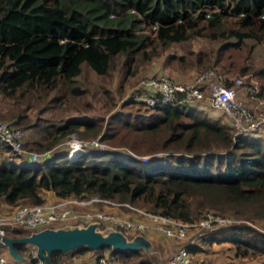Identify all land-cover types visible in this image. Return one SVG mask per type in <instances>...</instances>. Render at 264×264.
<instances>
[{
	"label": "trees",
	"instance_id": "obj_1",
	"mask_svg": "<svg viewBox=\"0 0 264 264\" xmlns=\"http://www.w3.org/2000/svg\"><path fill=\"white\" fill-rule=\"evenodd\" d=\"M263 37L264 0H0V97L9 110L1 118L29 131L22 143L41 154L31 161L0 141V203L37 204L47 193L56 198L97 195L185 223L203 217L208 209H229L240 219L264 221V121L257 132L233 137L229 124L208 120L211 117L194 106H146L141 96L155 91L138 83L121 109L108 114L101 132L89 116H68L54 124L32 119L28 110L34 98L49 95L37 114L48 102L82 96L76 78L83 64L105 76L112 61L122 56L125 72L133 56L144 57L150 44L166 47L204 38L208 47L188 53L191 59H177L194 68L237 65L242 72L244 66L236 59L227 61L230 54L225 51L239 50L247 40L259 43ZM160 75L166 76L148 77ZM253 75L264 84V66ZM257 97H263L261 89ZM129 104L137 111L125 108ZM79 131L109 145L102 150L86 147L68 159L67 145L58 143ZM122 144L125 151L112 148ZM144 155L148 158L141 163ZM216 225L200 240L228 242L235 257L261 256L248 264H264V229L244 222ZM22 233L28 232L9 230L13 237ZM14 249L20 252L18 244ZM187 249L202 251L196 244ZM110 253L123 258L122 253L131 257L140 251ZM59 256L51 253L50 261L57 264ZM145 259L137 264H149Z\"/></svg>",
	"mask_w": 264,
	"mask_h": 264
},
{
	"label": "rangeland",
	"instance_id": "obj_2",
	"mask_svg": "<svg viewBox=\"0 0 264 264\" xmlns=\"http://www.w3.org/2000/svg\"><path fill=\"white\" fill-rule=\"evenodd\" d=\"M261 40L262 41L259 43H256L253 40H247L245 41L246 44L242 46L239 50L232 51L231 49H228L225 51V54H230V57L227 59V61H232L236 59L235 63L238 62L240 63V65L244 66L245 69L242 72H239L237 69H235L237 65L223 66L224 63H220L204 69L194 68L192 65H188L187 62H182L181 60L177 59V57L181 55L183 57L191 59L192 55H188V53H194L195 50H202L201 46L208 47V41L204 38L190 39L179 43H171L166 47H158L155 44H150L144 48L146 52V55L144 57L139 53L133 56L134 60L130 63L129 70L125 72V67L122 65V63H124V59L122 56H118L112 61V67L109 69L105 76H99L94 74L92 70L85 67L83 64L81 67V71L76 78V81L80 85V88H82L84 91L82 96L69 98L68 101H66L65 103L61 102L62 104H51L50 102H48L49 104L47 106L49 107L42 111H39L37 114L34 113L37 111L40 105L47 103L49 95L43 99L34 98L30 102V109L28 108V110H31L29 114L31 117L33 116L32 119L43 118L45 120L54 122V124L64 120L68 116H89L92 117L95 123L99 125V132H101L104 126H106L107 124L106 118L108 114L112 111L121 109L119 108V106L122 100L129 96L131 90L142 78H146L154 74H164L174 80L176 83L186 84L190 82V80H192L195 73L201 72L206 69L215 68L221 73H223L228 79L240 78L244 85L256 83L257 87L255 89V95H240V99L238 100L245 107H249L253 112H261V114L264 115V84L260 81V79L253 75L254 71L264 66V37ZM211 44L213 46L215 45L213 43ZM260 89L263 93V97L259 98L257 97V94L258 92H260ZM20 104L21 106H23V102H21ZM125 108L130 111H137V106L134 104L126 105ZM7 109L8 102L2 97H0V121L8 122L5 118H1V115L3 113H7L5 112ZM215 115L216 117L210 116L211 118H209L208 120H219L228 125V121L226 119H224L222 116H218V114ZM262 129H264V125ZM28 133L29 131H26L24 129L23 140L26 138L25 136ZM70 134L81 140H89L97 137H93L89 133H83L81 131L72 132ZM66 138L67 136L64 138L65 140L58 144L66 145ZM38 139L40 140V137H38ZM124 139H126L125 136ZM39 142H41V140ZM102 142L104 143V145L108 144L106 143V141ZM23 147L26 150L38 152L33 149L25 148L24 143ZM124 147H126V145L124 146L123 144L120 146H112V148H114L115 150L118 149L119 151H125ZM42 196L43 201L41 202V205L47 204L49 201L57 199L56 197H53L52 199L48 198L46 194H43ZM133 206L141 208L137 205ZM14 208L15 207L6 206L0 203V217L9 216L12 209ZM208 210L205 213H212L213 216L217 214L218 217L220 216L223 219L222 224L244 222L245 224L255 226L258 229H264V221L262 220H257L254 222L246 221L240 219L239 216L237 217L229 209L218 213L213 212V209ZM108 211H112L121 215L124 214L127 216H132V212L127 209L117 211L109 209ZM200 216L197 220L201 218ZM135 218H137V216ZM197 220H194L193 222ZM55 224V222L49 223V225ZM215 226H212V228ZM207 228L208 227H193L187 229L186 236L181 241L166 239L153 230H151L150 232H146L148 233V239L151 242V250L153 252L152 260L155 262V264H166L169 254L172 253L177 246L184 245L190 240L193 241V244L200 246V248L202 249L200 253H197V258L200 259L201 264H248L252 261L258 262L262 259L261 256L252 260H250L249 258L235 257L233 255V250L231 247L232 245L225 241L219 243H204L200 240V235H202ZM10 229H13V227H5V237H13L9 235ZM20 236H24V233L15 237ZM19 247L23 246L19 245ZM1 250L7 253L5 247H2ZM19 251L23 256L30 257V247H25L23 249L19 248ZM110 252L111 249L107 246L98 249L97 251H93L92 249L88 248H85L82 252H77V250L73 252L72 250H70L66 253H60V256L58 258L59 261L57 264H78L75 263V258H81V256H85L83 262L89 263L92 256L94 259L98 254L109 255ZM121 255L123 256V258H116L118 264H137L138 261L145 258L148 260L149 264H153L151 259L143 255L141 252L131 257H127V255L123 253ZM9 260L14 262L15 264H19L11 259Z\"/></svg>",
	"mask_w": 264,
	"mask_h": 264
},
{
	"label": "built area",
	"instance_id": "obj_3",
	"mask_svg": "<svg viewBox=\"0 0 264 264\" xmlns=\"http://www.w3.org/2000/svg\"><path fill=\"white\" fill-rule=\"evenodd\" d=\"M137 85L154 89L155 94L141 96L146 106L155 103L168 104L172 106H195L204 102L208 107L219 111L228 121L232 136L255 133L264 121L261 112H253L245 107L238 99L240 95H255L256 83L244 85L240 78L228 79L223 73L215 68L206 69L186 84H177L166 76L142 78ZM24 129L9 125L0 121V141L7 144L12 153L26 155L31 161L36 160L41 154L26 150L23 147ZM66 154L68 159L76 158L84 148L105 149L107 146L98 137L81 140L68 134L66 138ZM44 151L43 154H46ZM148 156H141L140 162H146ZM20 205L12 209L7 217H0V239L5 237V227L24 229L32 232L44 227H59L66 224H87L97 222L100 228L107 226L119 230L125 236L131 237L142 234L145 230H153L166 239L181 241L186 236V230L193 227H208L222 224L223 219L212 213H205L199 220L191 223L181 222L160 214L144 211L141 208L128 204L127 202H116L97 195L87 197L65 196L51 200L41 205ZM111 210H130L132 216L117 214ZM137 216V218H135ZM55 222V225H49ZM27 233V234H28ZM190 240L184 245L177 246L169 254L166 264H201L195 253L190 252L187 247L192 245ZM30 247L31 264H42L36 255L34 246ZM4 247L0 243V248ZM5 251L0 249V264H15ZM12 260V259H11ZM92 264H118L115 255L98 254Z\"/></svg>",
	"mask_w": 264,
	"mask_h": 264
},
{
	"label": "water",
	"instance_id": "obj_4",
	"mask_svg": "<svg viewBox=\"0 0 264 264\" xmlns=\"http://www.w3.org/2000/svg\"><path fill=\"white\" fill-rule=\"evenodd\" d=\"M0 243L6 248L10 258L16 262L30 264V259L21 256L14 246L17 244H30L34 246L36 255L42 264H55L50 261L53 252L66 253L85 247L96 251L105 246L111 250H142L152 261L150 242L142 236L135 234L125 236L119 230L110 226L100 228L97 222L87 224H66L59 227H44L20 237H2Z\"/></svg>",
	"mask_w": 264,
	"mask_h": 264
},
{
	"label": "crops",
	"instance_id": "obj_5",
	"mask_svg": "<svg viewBox=\"0 0 264 264\" xmlns=\"http://www.w3.org/2000/svg\"><path fill=\"white\" fill-rule=\"evenodd\" d=\"M194 107H196V109L197 110H200V111H203V112H205L208 116H212V117H216V115L215 114H218V116H222L221 115V113L219 112V111H216V110H214V109H211L210 107H208L204 102H200V103H198V104H196ZM224 118V117H223ZM224 121V120H223ZM30 135V134H29ZM36 138H37V136H36ZM46 196L48 197V198H53V196L51 195V194H49V193H47L46 194ZM148 233H142V236H144V238H146L149 242H150V240L148 239V235H147ZM150 244H151V242H150ZM18 245H22L23 247H19L20 249H23V248H25V247H29V245L28 244H18ZM28 245V246H27ZM151 249H152V247H151ZM140 252L143 254V255H145V256H147L142 250H140ZM151 252H152V250H151ZM21 256H23L20 252H18ZM200 253V252H199ZM196 255H197V253H195ZM23 257H26V258H28L29 259V256H23ZM148 257V256H147ZM12 259V258H11ZM83 259H85V256H81V258H79V257H77V258H75V263H78V264H92V262H93V256L91 257V259H90V261H89V263H85V262H83ZM13 260V259H12ZM92 260V261H91ZM14 261V260H13ZM16 262V261H15ZM17 263H19V264H25L24 262H17ZM30 264H31V261H30Z\"/></svg>",
	"mask_w": 264,
	"mask_h": 264
},
{
	"label": "clouds",
	"instance_id": "obj_6",
	"mask_svg": "<svg viewBox=\"0 0 264 264\" xmlns=\"http://www.w3.org/2000/svg\"><path fill=\"white\" fill-rule=\"evenodd\" d=\"M223 117V116H222ZM107 148V147H106ZM94 149V148H93ZM102 150V149H101ZM75 159V158H74ZM140 159H141V156H140ZM71 160H73V159H71Z\"/></svg>",
	"mask_w": 264,
	"mask_h": 264
}]
</instances>
